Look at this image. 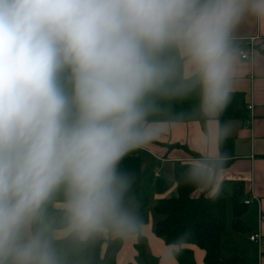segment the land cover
<instances>
[{
	"label": "clouds",
	"instance_id": "clouds-1",
	"mask_svg": "<svg viewBox=\"0 0 264 264\" xmlns=\"http://www.w3.org/2000/svg\"><path fill=\"white\" fill-rule=\"evenodd\" d=\"M246 16L264 25V0H0V264H62L43 215L58 190L74 238L137 230L120 164L157 135L150 98L182 60L178 91L198 89L218 145ZM215 167L193 161L192 178Z\"/></svg>",
	"mask_w": 264,
	"mask_h": 264
},
{
	"label": "crops",
	"instance_id": "crops-1",
	"mask_svg": "<svg viewBox=\"0 0 264 264\" xmlns=\"http://www.w3.org/2000/svg\"><path fill=\"white\" fill-rule=\"evenodd\" d=\"M230 40L235 57L232 91L218 121L221 129L225 126L228 129L222 140L231 141V151L225 155L220 152L219 144L202 140L208 131L209 118L199 110L198 89L188 95L178 91L171 98L159 92L150 98L153 113L149 120L157 129V135L141 150L148 157V160L145 158L147 168L171 175L168 181L186 163L193 165V161L206 159L217 162L211 180H201L192 195L203 193L211 197L218 193L232 196L235 187L240 202L250 201L243 216L248 228L246 232L230 228L232 204L230 199L227 201L226 214H230V219L220 243L225 249L235 248L243 259L241 264H264V25L254 17L246 16L236 25ZM243 50L248 54L245 60L240 58ZM175 64L173 76L180 86L191 73L179 58ZM174 103L178 108L176 116L172 114ZM220 158H223L221 163ZM57 205L63 208L62 202ZM52 206L56 207L54 203ZM151 215L148 214L147 222L133 235L101 231L103 249L109 242L118 243L113 264H140L137 259L140 242L146 245L150 264H177L175 254L179 247L167 245L154 234ZM254 233L259 237L251 241L249 237ZM51 234L54 239L67 235L63 228L54 229ZM191 248L196 264H202V252L195 245Z\"/></svg>",
	"mask_w": 264,
	"mask_h": 264
},
{
	"label": "trees",
	"instance_id": "trees-1",
	"mask_svg": "<svg viewBox=\"0 0 264 264\" xmlns=\"http://www.w3.org/2000/svg\"><path fill=\"white\" fill-rule=\"evenodd\" d=\"M175 65L174 63V67ZM178 88L179 84L173 76L161 92L171 98L176 95ZM177 109L174 103L173 116H176ZM231 146L230 140L219 142V150L225 155L231 151ZM142 154L141 148H138L129 153L120 164V170L126 173L131 181L124 201L133 209L138 222L137 230L127 234L138 233L141 225L147 222V211L153 202V232L167 245L179 247L175 254L177 264H196L191 248L193 245L202 252V264H241L243 259L238 251L235 248L225 249L220 243L228 225L226 210L229 199L232 204L230 228L237 232L248 230L243 220L247 205L237 198L236 188L233 189L234 194L228 197L218 193L211 197L203 193L193 196L192 193L201 180L192 178V164L182 165L173 179L168 181L162 179L159 174L149 173V168L142 166ZM155 196L158 197L154 198ZM61 199L63 198H57ZM52 203L51 198L44 211V221L50 235L54 229L64 228L63 208L53 207ZM78 241L80 240L69 234L60 239L53 238L62 264H76V255L71 250ZM84 242L85 264H113V256L118 249L116 241L109 242L103 249L104 239L99 231ZM137 251L139 263L148 264V252L144 242H140Z\"/></svg>",
	"mask_w": 264,
	"mask_h": 264
},
{
	"label": "rangeland",
	"instance_id": "rangeland-1",
	"mask_svg": "<svg viewBox=\"0 0 264 264\" xmlns=\"http://www.w3.org/2000/svg\"><path fill=\"white\" fill-rule=\"evenodd\" d=\"M145 158L148 160V157H145L144 154H143L142 155V166L144 168H147L148 166L145 164V160H146ZM164 170L165 169L163 168V171ZM148 172L149 173H155V174H161L162 179H164V180H167L168 178H171V175L170 176H165V174H163L161 172H157L156 169H154V168H150ZM223 196L228 197V195H223ZM58 197L59 198L62 197L63 199L57 200ZM51 198H52L53 203L55 204L56 207H62V206L57 205V204H59V202L64 203V201H62V200H64V193H63L62 190H58V191L54 192ZM152 204H153V202H152ZM152 204L150 205V207H149V209L147 211L148 214L152 213ZM229 213H231V212H229ZM229 213L227 215V220L228 221L230 219V214ZM151 216H153V214ZM85 246H86V243L84 241H78V243H76L73 246L71 251L76 255V258H77L76 264H85V259H84V248H85ZM147 252H148V250H147ZM152 264H155V263H152Z\"/></svg>",
	"mask_w": 264,
	"mask_h": 264
},
{
	"label": "built area",
	"instance_id": "built-area-1",
	"mask_svg": "<svg viewBox=\"0 0 264 264\" xmlns=\"http://www.w3.org/2000/svg\"><path fill=\"white\" fill-rule=\"evenodd\" d=\"M242 52V58H247L248 57V54L245 52V50H243V51H241ZM244 202V204H246V205H249V203H250V201H248V200H245V201H243ZM259 237V235L257 234V233H254V234H252L250 237H249V239L251 240V241H255L257 238Z\"/></svg>",
	"mask_w": 264,
	"mask_h": 264
},
{
	"label": "bare ground",
	"instance_id": "bare-ground-1",
	"mask_svg": "<svg viewBox=\"0 0 264 264\" xmlns=\"http://www.w3.org/2000/svg\"><path fill=\"white\" fill-rule=\"evenodd\" d=\"M240 58L243 60L247 59V58H242V52H240Z\"/></svg>",
	"mask_w": 264,
	"mask_h": 264
},
{
	"label": "water",
	"instance_id": "water-1",
	"mask_svg": "<svg viewBox=\"0 0 264 264\" xmlns=\"http://www.w3.org/2000/svg\"><path fill=\"white\" fill-rule=\"evenodd\" d=\"M44 215V219H45V214H43Z\"/></svg>",
	"mask_w": 264,
	"mask_h": 264
}]
</instances>
